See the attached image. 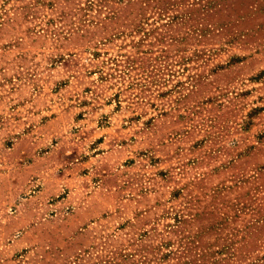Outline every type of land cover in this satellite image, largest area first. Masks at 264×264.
<instances>
[{"label": "rangeland", "instance_id": "obj_1", "mask_svg": "<svg viewBox=\"0 0 264 264\" xmlns=\"http://www.w3.org/2000/svg\"><path fill=\"white\" fill-rule=\"evenodd\" d=\"M0 264H264V0H0Z\"/></svg>", "mask_w": 264, "mask_h": 264}]
</instances>
